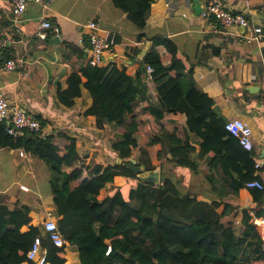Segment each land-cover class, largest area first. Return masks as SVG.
I'll return each instance as SVG.
<instances>
[{"label":"trees","instance_id":"obj_1","mask_svg":"<svg viewBox=\"0 0 264 264\" xmlns=\"http://www.w3.org/2000/svg\"><path fill=\"white\" fill-rule=\"evenodd\" d=\"M112 1L138 28H146L155 0ZM50 37L49 33L47 39ZM142 38L140 34L139 39ZM153 41L156 52L145 55L143 62L154 68V82L168 79L159 87L158 105L139 109L137 82L145 74L146 66L131 76L114 61L101 67L86 65V49L71 46L67 59L73 69L67 88L57 89L58 101L71 107L85 88L92 98L85 115L95 116L100 128L110 124L121 130L112 141V149L119 157L129 159L139 149L137 159L148 170L170 160L179 167L197 171L194 147L187 132L168 134L161 129L158 136L153 135L149 123L143 119L144 114H150L160 122L167 113L180 111L184 104L187 129L202 140L200 156L209 159V171L221 170L224 181L235 192L255 179L264 185V166L256 168L254 148L246 150L225 129L224 115L214 99L194 85L193 67L176 43L167 37H156ZM13 58L9 45L3 50L1 64ZM34 118L40 129H26L21 137L10 135L6 123L0 121V148L24 150L53 170L50 186L55 207L50 210H56L57 224L67 244L77 246L78 264H264L263 242L251 215L264 219V188H251L254 203L244 210L246 230L237 239L236 212L231 207L226 205L216 218L200 219L193 213L195 198L183 194L170 177L163 174L161 183L155 186L143 183L122 164L86 162L78 151L76 138L65 135L68 143L61 147L55 142V135L44 132L49 121L40 114ZM141 132L150 138L147 143L140 142ZM163 139H168L170 158L157 150ZM116 176L127 178V195V187L123 186L100 198L101 190L113 183ZM136 180L155 188L156 195L143 193L141 185H135ZM32 219L28 205L11 209L0 201V264H36L29 254L37 236H42L48 264H67V244H54L42 233L41 226L31 224ZM24 226L28 230H23ZM250 252L256 255L248 263Z\"/></svg>","mask_w":264,"mask_h":264},{"label":"crops","instance_id":"obj_2","mask_svg":"<svg viewBox=\"0 0 264 264\" xmlns=\"http://www.w3.org/2000/svg\"><path fill=\"white\" fill-rule=\"evenodd\" d=\"M214 1H221L227 8L244 13L252 23L264 28V0H155L143 30L130 21L128 14L116 7L112 0H54L47 7L29 3L18 16L12 11V0H0V39L8 40L13 59L19 63V67L10 72L0 69V88L12 105L22 107L33 117L40 114L49 121L44 132L55 135V142L59 146L64 147L68 143L64 138L68 135L76 138L78 151L86 162L93 160L101 164H115L119 156L112 149V141L121 130L110 124L100 128L95 116L85 115L92 105L89 92L83 88L82 95L71 107L58 101L57 89L67 88V79L73 69L67 59L70 46L85 48L87 53V45L81 39L88 37L90 29L87 23L94 20L98 32L114 40L113 47L106 53L105 63L114 61L120 68H125L129 75L135 76L139 70L145 69V55L156 52L153 39L167 37L176 43L181 54L192 65L191 80L194 85L214 99L225 120L241 118L252 127L257 153L255 161L263 167L264 36L260 40L247 42V29L244 27H224L214 19L202 17L196 5L203 8ZM43 20L59 26L60 35L46 30V38H40L37 31ZM49 33L51 37L47 39ZM140 34H143L142 40L139 39ZM57 36L61 37L59 42L55 41ZM167 80L147 81L145 74L138 78L141 97L139 109L159 104V87ZM143 119L149 123L153 135L158 136L161 129L168 134L187 132L189 142L194 147L197 171L163 160L159 166L161 176L165 174L170 177L183 194L195 198L200 219L216 218L226 205L231 207L236 212V238H242L246 230L244 210L254 203L251 188L245 187L235 192L233 186L224 181L225 175L221 170L209 171V159L200 156L202 140L187 129L186 105L183 104L178 112L167 113L160 122L150 114H144ZM139 140L147 143L150 138L141 132ZM169 148L168 139H163L157 150L167 153L166 156L170 158ZM21 151L0 148V160L3 159L4 165L16 171V179L30 176L37 180L42 166L34 155L24 151L22 156ZM138 153L139 149H135L134 156ZM15 183V189L0 190V201L7 203L11 209L28 205L33 218L31 224L36 226L42 227L49 213L59 219L56 210H50L55 207L51 190L43 194L38 191L30 194L31 188L26 182L16 180ZM126 184V177L116 176L115 181L102 190L104 193L100 198L116 188L127 187ZM21 185L28 186L29 191L21 190ZM214 202L219 206H215ZM251 215L260 234L264 219L255 218L253 213ZM23 230H28V226H24ZM66 253L67 264L80 262L76 245L67 244ZM254 255L256 253L250 252L248 263L252 262Z\"/></svg>","mask_w":264,"mask_h":264},{"label":"built area","instance_id":"obj_3","mask_svg":"<svg viewBox=\"0 0 264 264\" xmlns=\"http://www.w3.org/2000/svg\"><path fill=\"white\" fill-rule=\"evenodd\" d=\"M54 0H12V11L15 15H21L29 3H37L43 7H47ZM202 17L205 19H214L218 24L224 27L242 26L247 29L245 34V40L252 42L260 40L264 36V28L261 25L252 23L248 17L241 12H235L225 6L221 1H214L209 3L201 11ZM90 31L88 32L87 44L85 38L81 39L82 42L87 45V56L85 64L90 66H105L106 65V53L111 50L114 45V40H110L107 37L102 36L97 29V22L91 20L87 23ZM46 30H51L55 35H60V27L54 25L49 20H43L37 31V35L40 38H46ZM9 46L6 38L0 39V69L10 72L16 70L19 67V63L15 59H10L1 64L3 56V50ZM154 68L151 65L146 66L145 79L147 81H153ZM0 121L6 123L7 132L14 137H21L28 130H39L40 123L33 116L28 114L22 107L18 105H12L10 100L5 96L0 88ZM225 129L233 136L239 139L240 145L246 150H253V129L252 127L241 118H232L225 123ZM23 156L24 152H20ZM261 167V164L256 162V168ZM248 188L263 189L264 185L261 181L255 179L246 184ZM21 190L29 191V187L25 185L20 186ZM48 214V218L42 225V233L48 235L49 239L54 244L62 246L67 244L64 239L59 226L57 224V218ZM261 240L263 242L264 249V224L261 229ZM47 249L42 245V236H37L34 240L31 248L29 259L36 262V264H48L47 262Z\"/></svg>","mask_w":264,"mask_h":264},{"label":"rangeland","instance_id":"obj_4","mask_svg":"<svg viewBox=\"0 0 264 264\" xmlns=\"http://www.w3.org/2000/svg\"><path fill=\"white\" fill-rule=\"evenodd\" d=\"M202 10H203V8H202ZM22 152H24V150ZM138 154H136L135 156H132V157L137 159ZM35 157H36V160L38 161V163L42 166L41 174L39 175V178L37 180L31 179L30 176H27L24 179H16V171L11 169L9 166L4 165L5 161L3 159H1L0 160V190H4L6 188L15 189L17 187V183H15V182H16V180H19V182L23 181V182H26L28 184V186L31 188V192H29L30 194H33L36 191H38L40 194H43L47 191L50 192V190H51L50 179L53 177V170L48 165H46L42 160H40L37 156H35ZM12 167L14 168V166H12ZM44 170H46V173L44 172ZM137 184L141 185L140 187H141V191L143 193H147L148 195H154V194L156 195V189L152 188V186L143 185V184L139 183V180L135 181V185H137ZM125 186H127V184ZM102 190H101L100 196L104 193V192H102ZM128 190H129V188L127 187L125 189L126 195H127L126 192ZM197 207H198V204H195L194 210H193V213L195 214V216H198L197 215Z\"/></svg>","mask_w":264,"mask_h":264},{"label":"water","instance_id":"obj_5","mask_svg":"<svg viewBox=\"0 0 264 264\" xmlns=\"http://www.w3.org/2000/svg\"><path fill=\"white\" fill-rule=\"evenodd\" d=\"M196 8L198 9V12H201V5L197 4ZM60 40V36L55 38L56 42H59ZM117 163L127 167L130 171L136 174L143 183L153 184L155 186H158L161 183V169L159 166L155 169L148 170L145 164L141 163L134 157L126 160L117 157Z\"/></svg>","mask_w":264,"mask_h":264}]
</instances>
